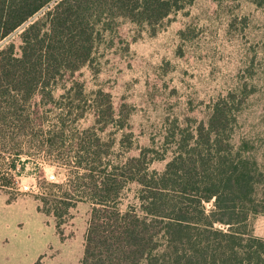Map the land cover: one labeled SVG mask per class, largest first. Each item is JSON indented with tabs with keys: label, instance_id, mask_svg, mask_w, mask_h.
<instances>
[{
	"label": "trees",
	"instance_id": "1",
	"mask_svg": "<svg viewBox=\"0 0 264 264\" xmlns=\"http://www.w3.org/2000/svg\"><path fill=\"white\" fill-rule=\"evenodd\" d=\"M194 1L0 0V42L54 2L21 33L20 46L0 51V188L13 186L23 157L73 168L68 181L85 188L81 195L43 200L57 216L75 200L91 203L81 264H264V239L250 237L245 251L240 231L264 213V168L246 143L234 144L238 116L228 98L213 105L207 125L172 134L176 150L162 171L152 169L159 159L148 158L150 148L107 159L115 142L101 134L116 113L102 91L80 113L85 88L75 76L104 31L126 20L156 34ZM90 115L93 124L80 132Z\"/></svg>",
	"mask_w": 264,
	"mask_h": 264
},
{
	"label": "rangeland",
	"instance_id": "2",
	"mask_svg": "<svg viewBox=\"0 0 264 264\" xmlns=\"http://www.w3.org/2000/svg\"><path fill=\"white\" fill-rule=\"evenodd\" d=\"M53 5L0 42V51L10 43L20 46L25 28ZM75 77L85 88L80 113L96 104L99 91L112 102L116 123L101 134L105 143L115 142L108 160L150 148L155 152L148 158L159 159L152 169L164 170L176 150L172 134L207 125L213 105L228 98L238 116L234 144L246 143L264 168V6L195 0L156 34L119 20L102 33L91 62ZM92 124L87 116L80 132ZM70 171L39 156L17 162L13 186L0 188V264H81L91 203L75 200L57 216L43 200L51 194L81 195L85 188L68 181ZM134 193L135 187L127 191L125 205ZM240 231L247 251L250 237L264 239V213L250 217Z\"/></svg>",
	"mask_w": 264,
	"mask_h": 264
},
{
	"label": "built area",
	"instance_id": "3",
	"mask_svg": "<svg viewBox=\"0 0 264 264\" xmlns=\"http://www.w3.org/2000/svg\"><path fill=\"white\" fill-rule=\"evenodd\" d=\"M51 178H54V176H51Z\"/></svg>",
	"mask_w": 264,
	"mask_h": 264
}]
</instances>
